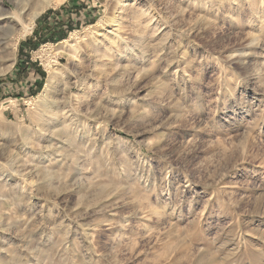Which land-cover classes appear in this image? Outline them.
Here are the masks:
<instances>
[{
  "label": "rangeland",
  "instance_id": "obj_1",
  "mask_svg": "<svg viewBox=\"0 0 264 264\" xmlns=\"http://www.w3.org/2000/svg\"><path fill=\"white\" fill-rule=\"evenodd\" d=\"M70 2L0 76V264H264V0Z\"/></svg>",
  "mask_w": 264,
  "mask_h": 264
},
{
  "label": "bare ground",
  "instance_id": "obj_2",
  "mask_svg": "<svg viewBox=\"0 0 264 264\" xmlns=\"http://www.w3.org/2000/svg\"><path fill=\"white\" fill-rule=\"evenodd\" d=\"M15 1L16 9L11 13L0 4V76L7 74L13 68L11 58L17 49V43L32 32L37 19L48 9L61 5L64 0ZM31 2H34L31 12L25 17V11L27 12Z\"/></svg>",
  "mask_w": 264,
  "mask_h": 264
},
{
  "label": "trees",
  "instance_id": "obj_3",
  "mask_svg": "<svg viewBox=\"0 0 264 264\" xmlns=\"http://www.w3.org/2000/svg\"><path fill=\"white\" fill-rule=\"evenodd\" d=\"M75 0H71V2H74ZM70 2V3H71ZM66 6H63L62 8H61V10H60V12H62V11H65L66 10ZM81 8H83V6H81ZM41 23L39 22V25H40ZM57 26L59 27V28H61V26H64V24L63 23H58L57 24ZM69 30H74V29H72V28H69ZM39 31H40V29L38 28L37 30H36V34H37V36H35V40H33L32 42V45H34V48L36 49V48H38V46H40V45H43V44H45V43H47V42H49V41H47L46 40V38L44 37V33H42V34H38L39 33ZM50 31H52V28H49V32ZM55 31H54V35H55ZM66 37L65 36H60L59 38H54V40H57L58 42L59 41H61V40H63V39H65ZM28 43V42H27ZM25 45L24 44H22L21 46H20V55H19V62H18V64H17V71H16V75H17V79H16V81H20L22 78H23V76L25 75V74H27V67H25V61H24V55H23V52H22V49H23V47H24ZM41 74V76H42V81H40V82H38V87L37 88H39V89H42L43 88V83H44V80H45V77H46V73L45 72H41L40 73ZM21 78V79H20ZM2 87H3V85L1 84L0 85V92H1V89H2Z\"/></svg>",
  "mask_w": 264,
  "mask_h": 264
}]
</instances>
